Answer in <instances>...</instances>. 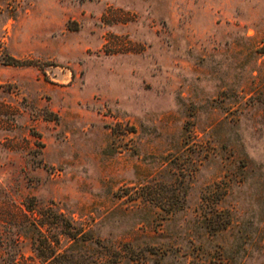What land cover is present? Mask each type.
I'll list each match as a JSON object with an SVG mask.
<instances>
[{"label":"rangeland","instance_id":"1","mask_svg":"<svg viewBox=\"0 0 264 264\" xmlns=\"http://www.w3.org/2000/svg\"><path fill=\"white\" fill-rule=\"evenodd\" d=\"M0 264H264V0H0Z\"/></svg>","mask_w":264,"mask_h":264},{"label":"trees","instance_id":"2","mask_svg":"<svg viewBox=\"0 0 264 264\" xmlns=\"http://www.w3.org/2000/svg\"><path fill=\"white\" fill-rule=\"evenodd\" d=\"M8 63L7 64H4V65H9V66H21L23 65L22 62L18 61V60H15L13 58H6Z\"/></svg>","mask_w":264,"mask_h":264}]
</instances>
